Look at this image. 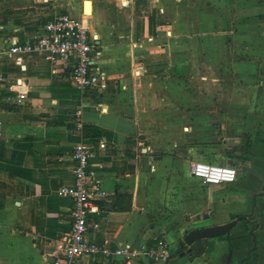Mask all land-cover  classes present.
<instances>
[{
  "label": "crops",
  "instance_id": "obj_1",
  "mask_svg": "<svg viewBox=\"0 0 264 264\" xmlns=\"http://www.w3.org/2000/svg\"><path fill=\"white\" fill-rule=\"evenodd\" d=\"M85 1L0 0V264L53 263L72 223L59 189L73 183L79 142L104 192L88 239L138 250L90 264H264V0ZM60 13L86 23L103 90L80 91L65 61L9 52ZM193 160L236 163L237 180L205 184ZM238 216L228 234L182 254L190 230ZM160 238L170 257L149 259Z\"/></svg>",
  "mask_w": 264,
  "mask_h": 264
},
{
  "label": "built area",
  "instance_id": "obj_2",
  "mask_svg": "<svg viewBox=\"0 0 264 264\" xmlns=\"http://www.w3.org/2000/svg\"><path fill=\"white\" fill-rule=\"evenodd\" d=\"M11 54L22 52H39L46 54L52 63L65 61L71 65V78L74 85L82 92L91 88L103 90L106 76L101 66V55L98 45L90 35L83 19L70 13H60L48 21L41 31L33 34L24 44L16 43L9 48ZM4 76L0 72V81ZM16 87V101L21 103L26 89L21 80L10 87ZM78 128L84 127L81 113H78ZM93 151L84 142L76 144L73 151L74 180L70 185H63L59 194L71 197L72 223L69 230L60 234L54 244L52 264H90L102 255L106 258L122 256L131 259L138 254L135 246L127 244L113 245L108 242L97 243L88 239L89 215L93 211V197L99 192L90 172V160ZM191 173L199 177L205 184L233 183L237 180L238 166L236 163L193 160L190 163ZM145 256L152 260H166L170 257V246L164 238L158 239L147 247Z\"/></svg>",
  "mask_w": 264,
  "mask_h": 264
},
{
  "label": "water",
  "instance_id": "obj_3",
  "mask_svg": "<svg viewBox=\"0 0 264 264\" xmlns=\"http://www.w3.org/2000/svg\"><path fill=\"white\" fill-rule=\"evenodd\" d=\"M89 1L92 3L91 0H86L85 5ZM248 170H250L254 174L260 175L259 172L252 167H248ZM240 220H242V217L238 216L237 218L232 219L229 222H226L223 224L210 225V226L195 228V229L190 230L184 238V242L187 248L184 252H182V254H185L186 252H190L192 250V247H191L192 244L196 242L197 240L209 239V238H213L216 236L228 234ZM251 234L253 236L254 242H256V235L254 233V229L251 230ZM255 248H256V243L254 244V247L250 251V255L255 250ZM243 262H245V259L243 260Z\"/></svg>",
  "mask_w": 264,
  "mask_h": 264
},
{
  "label": "bare ground",
  "instance_id": "obj_4",
  "mask_svg": "<svg viewBox=\"0 0 264 264\" xmlns=\"http://www.w3.org/2000/svg\"><path fill=\"white\" fill-rule=\"evenodd\" d=\"M87 4H90V6H91V2L90 1L86 3V7H87Z\"/></svg>",
  "mask_w": 264,
  "mask_h": 264
}]
</instances>
